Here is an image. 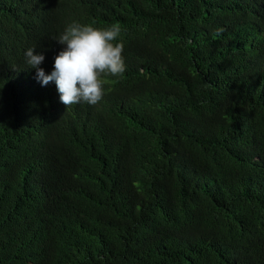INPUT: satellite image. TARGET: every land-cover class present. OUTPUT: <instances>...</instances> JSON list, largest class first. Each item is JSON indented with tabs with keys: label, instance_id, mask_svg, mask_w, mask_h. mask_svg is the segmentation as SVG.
<instances>
[{
	"label": "trees",
	"instance_id": "1",
	"mask_svg": "<svg viewBox=\"0 0 264 264\" xmlns=\"http://www.w3.org/2000/svg\"><path fill=\"white\" fill-rule=\"evenodd\" d=\"M73 22L126 70L66 108ZM0 264H264V0H0Z\"/></svg>",
	"mask_w": 264,
	"mask_h": 264
},
{
	"label": "clouds",
	"instance_id": "2",
	"mask_svg": "<svg viewBox=\"0 0 264 264\" xmlns=\"http://www.w3.org/2000/svg\"><path fill=\"white\" fill-rule=\"evenodd\" d=\"M120 34L117 25L99 29L73 22L56 38L64 47L55 56L50 73L40 67L45 56L33 48L25 52L27 64L36 69V79L42 87L55 83L60 102L66 108L81 101L95 105L104 95L101 76L121 75L126 70L124 45L116 42Z\"/></svg>",
	"mask_w": 264,
	"mask_h": 264
}]
</instances>
